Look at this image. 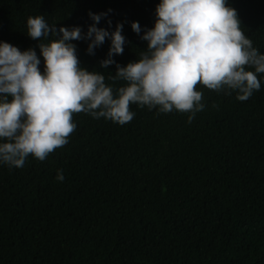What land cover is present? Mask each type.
I'll use <instances>...</instances> for the list:
<instances>
[{
    "label": "trees",
    "instance_id": "1",
    "mask_svg": "<svg viewBox=\"0 0 264 264\" xmlns=\"http://www.w3.org/2000/svg\"><path fill=\"white\" fill-rule=\"evenodd\" d=\"M158 3L0 0V41L39 56V41L26 34L30 16L86 32L89 12L108 13L97 26L123 24L124 52L114 59L126 66L147 47L140 37L154 26ZM228 5L264 53V0ZM73 43L82 67L104 72L114 89L123 85L108 79L115 64L100 67L108 39L94 55L87 41ZM258 78L260 90L246 101L198 84L204 108L191 123L190 113L135 104L124 125L75 113L68 143L44 161L30 155L22 168L0 165V264H264V76Z\"/></svg>",
    "mask_w": 264,
    "mask_h": 264
},
{
    "label": "clouds",
    "instance_id": "2",
    "mask_svg": "<svg viewBox=\"0 0 264 264\" xmlns=\"http://www.w3.org/2000/svg\"><path fill=\"white\" fill-rule=\"evenodd\" d=\"M107 15L89 12L93 23L86 32L30 16L26 34L39 41V56L34 48L21 51L0 41V165L22 168L30 155L44 161L68 143L77 127L75 113L124 125L134 118L130 106L135 104L164 114L190 113L191 123L204 108L198 84L235 92L239 101L261 88L264 53L244 34L228 0H159L154 26L140 37L147 47L126 66L114 59L124 52L123 24L114 31L97 26ZM131 28L141 33L139 22ZM106 39L110 47L100 67L115 64L108 79L124 82L116 89L105 82L104 72L81 66L73 43L87 41V52L94 55ZM56 179L64 180L62 170Z\"/></svg>",
    "mask_w": 264,
    "mask_h": 264
}]
</instances>
